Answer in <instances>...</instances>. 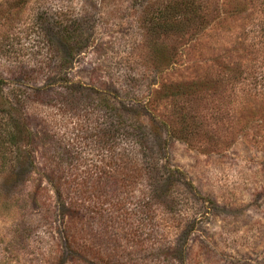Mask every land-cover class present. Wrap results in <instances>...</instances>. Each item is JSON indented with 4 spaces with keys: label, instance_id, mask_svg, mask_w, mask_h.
<instances>
[{
    "label": "rangeland",
    "instance_id": "1",
    "mask_svg": "<svg viewBox=\"0 0 264 264\" xmlns=\"http://www.w3.org/2000/svg\"><path fill=\"white\" fill-rule=\"evenodd\" d=\"M19 77L30 88L66 77L99 104L28 105L42 138L16 181L0 148V264H264V0H0V95ZM110 107L182 176L156 193L165 205L152 202L150 218L144 179L114 184L111 205L95 198L108 178L91 198L65 193L79 207L77 252L47 176H109ZM56 140L77 164L63 155L55 168L43 149ZM120 149L145 166L131 142Z\"/></svg>",
    "mask_w": 264,
    "mask_h": 264
},
{
    "label": "trees",
    "instance_id": "2",
    "mask_svg": "<svg viewBox=\"0 0 264 264\" xmlns=\"http://www.w3.org/2000/svg\"><path fill=\"white\" fill-rule=\"evenodd\" d=\"M71 24H74V21H70L69 25ZM19 78L21 80L15 81L13 79L12 81L13 88L15 87L14 90L9 94L3 93L1 90L0 95V148L3 150L4 154L6 150L9 149V153L13 156L14 165L12 169L15 178L14 181L27 173L33 172L36 165L37 139L42 138L38 131H34L32 127H30L27 117V106L33 103L37 106H43L49 109L54 108L55 110H53L56 111L55 114H61V112H64L66 109L75 111L78 110L79 107L82 109H92L96 106L95 102L99 104V99L96 100V98H98L100 94L90 86L70 81L66 77L58 80L53 78L51 81L49 80L43 84L32 85L33 87L31 88L28 87L29 83H27L26 78ZM2 82L3 80L0 78V85ZM94 97L96 98L92 99ZM113 111L114 108L110 107V123H108L109 126H107L106 129L107 133L110 134V143H108V145L110 144V171L107 173L109 176L106 178L103 177L105 171L102 176L96 174L94 182L92 177H88L84 179L85 181H81L78 180V176L76 175H74V177L71 175V177L67 176L63 178L53 177L51 173V175L47 176V180L51 182L50 184L54 188L58 200L66 204L64 202L65 193L67 195L72 194L76 198L83 194H88L89 198H91L94 190L101 191L98 190L100 189L98 185L103 184V181L108 178L110 179V193L104 191L95 198L97 200L96 204L101 203L103 198V200L109 201L111 205V201H113L111 187L114 186V184L118 183L119 187L125 190L129 189L138 179H144L148 192L147 200L146 202L144 201L142 207L143 210H145V208L148 210L147 216L150 218L149 212L151 211L150 205L152 202H156L161 206L165 205V198L160 199L156 197V193H167L172 185V180L182 175L173 168L159 165L155 151L150 148L146 140L134 139V135L129 131L132 125L126 124V122L122 120V116ZM39 120L43 123L42 118ZM45 120L47 121L46 117ZM138 126H140L139 129L143 130L144 126L140 124ZM41 128L44 130L43 125ZM149 128L154 130L153 125H149ZM40 133L42 132L40 131ZM129 137H131V139H128ZM121 142H131L134 149H137L140 158H144L142 161L145 160V166H137L133 160V154L129 155L128 152L121 153ZM55 147L59 153H57L54 147L49 148L45 146L43 149L46 152L45 154L50 150L52 156L57 157L55 168L57 166L59 167L62 163L63 155H66L65 159L69 160L70 165H75L80 160V157L74 154L71 145L64 144L62 146L60 141L56 140ZM4 154L1 157H5ZM102 186L103 185H101V187ZM63 187L66 192L63 191ZM73 189L74 192L70 193L69 191ZM114 205L118 207V211H121L125 203L123 200H118ZM63 210L66 214L62 219L68 218L63 227L66 236L65 243H68L72 249L78 252L79 238L77 236L79 232L77 229L74 231V227L76 225L75 222L78 221L79 207L77 208L74 204L68 203L64 206ZM99 217L101 219L103 218L101 215H99Z\"/></svg>",
    "mask_w": 264,
    "mask_h": 264
}]
</instances>
